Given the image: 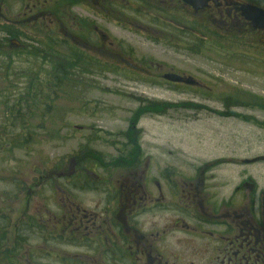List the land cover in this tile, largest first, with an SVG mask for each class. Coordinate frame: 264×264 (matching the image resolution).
<instances>
[{
  "label": "flooded vegetation",
  "instance_id": "af4514ba",
  "mask_svg": "<svg viewBox=\"0 0 264 264\" xmlns=\"http://www.w3.org/2000/svg\"><path fill=\"white\" fill-rule=\"evenodd\" d=\"M10 1L0 0V26L13 25L22 31L24 27L54 30L64 25L62 35L71 40L75 22L66 18V4L73 2L134 34L174 48L194 51L198 44H219L223 53L206 59L226 68L264 72V0H17L14 11ZM4 27H0V53L6 51V40L9 46L23 47L22 36H11ZM90 34L93 40L87 38ZM80 35L95 50L93 54L105 53L101 49L108 37L102 29ZM116 41L109 42L122 55L115 54L111 60L115 71L129 80L141 74L153 83L152 61L142 57L136 61L131 47L124 49V43ZM156 65L152 85L218 101L222 111L217 114L222 117L235 116L231 110L238 107L264 111V104L225 102L229 95L214 94V86L192 74ZM166 73L178 74L182 80L164 79ZM192 100L180 107L205 109ZM138 136L133 121L124 132L115 134L105 158L86 156L73 161L60 200L64 203L56 209L63 218L42 209L47 215L39 212L15 219L9 232L0 234L4 237L1 249L8 242L6 236L12 239L4 249L5 254L13 252L5 264H38L35 251L23 247H45L37 254L46 262L54 259L48 247L58 230L59 243L66 247L64 264H264V188L254 183L253 175H241L243 170H239L235 186L223 194L208 174L214 168L202 164L186 171L172 164L160 165L143 154ZM24 232L34 233L37 241L21 236Z\"/></svg>",
  "mask_w": 264,
  "mask_h": 264
},
{
  "label": "rangeland",
  "instance_id": "374dc122",
  "mask_svg": "<svg viewBox=\"0 0 264 264\" xmlns=\"http://www.w3.org/2000/svg\"><path fill=\"white\" fill-rule=\"evenodd\" d=\"M8 5L12 6V11L17 10L18 1L12 0ZM66 18L75 22L70 30L71 40L66 38L69 51L59 52L52 59L60 60L59 54L70 57L66 61L70 69L65 67L66 70L72 68L70 82L61 89L53 88L58 83L41 88L54 98L44 116L39 111L33 114L31 98L26 99L22 107L28 111L26 124L30 131L23 132V140L17 135L19 131H11L17 128L12 126L11 120L5 121V130L0 131V223L3 219L5 223L12 224L15 219L31 213L47 215L42 209L55 214L57 219L63 218L56 209L64 203L60 200L64 198L66 174L72 162L83 161L86 156L105 158L104 153L111 151L109 146L115 134L124 132L133 121L136 122L139 132L137 142L143 154L154 157L156 163L172 164L186 171L202 164L214 168L208 174L213 176V183H217L223 194L235 186L239 170H243L241 175L252 174L254 183L264 188V162L242 167V160L264 154V111L238 107L231 110L235 116L222 117L217 114L222 111L218 101L180 95L152 85L158 73L156 64L165 65L190 73L208 86H214V94L218 93L222 98L229 95L231 101L236 99L257 105L264 104V72L226 68L222 63L206 59L210 54L223 53L219 44H198L194 51L174 48L153 37L149 39L134 34L122 28V24H114L113 19H102L73 2L66 4ZM95 29H102L108 37V43L101 49L105 53L99 56L93 54L95 50L91 45L83 43L80 35ZM63 30H66L65 26L61 25L60 29L44 32L60 39ZM15 31L22 36L20 30ZM87 38L93 40V35ZM116 40L124 43V49L131 47L136 61L141 57L143 61H152L153 83L141 74L135 73L138 79L129 80L122 76L121 71H115L117 67L112 66L111 60H114L115 54L122 55L120 49L116 52L109 42L116 43ZM70 50L73 51L69 54ZM21 52L27 53L26 50ZM22 53L10 47L9 51L0 55V76L5 78H0V87L24 88L29 79L21 76L44 68L41 67L42 59L32 60ZM53 91L58 93L57 96ZM22 92L27 94L26 90ZM189 99L197 105L206 106L205 109H182L180 103L186 104ZM34 104L36 108H48L37 102ZM10 107L15 108V105H0V121L5 119L4 114ZM248 117H252L251 120ZM37 209L40 210L37 212ZM21 236L30 242L37 241L32 232H24ZM59 242L58 230L54 242L48 247L53 250L54 259L47 262L37 254L38 249L44 250L45 247H23V250L35 251L33 254L37 255L38 264H64L66 247ZM4 249L0 248V264H5L9 256Z\"/></svg>",
  "mask_w": 264,
  "mask_h": 264
},
{
  "label": "trees",
  "instance_id": "16d2710c",
  "mask_svg": "<svg viewBox=\"0 0 264 264\" xmlns=\"http://www.w3.org/2000/svg\"><path fill=\"white\" fill-rule=\"evenodd\" d=\"M6 27H4L6 33L10 34L11 36H13L14 34H16L17 31H15V28L13 25H8L5 24ZM18 27V25H16ZM22 26V25H19ZM29 27H24V30H20L22 32V35L26 38V39H30L32 41L35 42L34 45L31 44V46H29L30 48H24L22 50H20V53H22L21 51L26 50L27 53H22L23 55L27 54V56L29 58H32V60H41L43 61V63H41V67H44L43 69L40 70H36L33 71L34 73H31V75H22L21 77H27L29 80L27 81V85L24 88H17V87H13V86H7V87H0V100L1 104H3L5 106V104H8L10 106L15 105V108L10 107L7 110V114H4L5 119L3 118V121H0V131L5 130V121L11 120V124L14 127L17 128H12L11 131H19L17 133L18 137L20 138V140H23L25 134H23L24 131H30L27 128L26 124V115L28 113V111L26 110L25 107H22V104L25 105L26 103V99H30V107H31V112L33 114H36V111L41 112V114L44 116L47 112H49L50 109V101L54 98H52V96H50L49 92H44L41 91V88H44L45 85L51 84V83H58V85L54 86L53 88L56 89H61L63 88L64 85H66L65 83L70 82V76L72 74V68L71 70H66L67 67L70 69L68 63H66L67 59L70 58L68 56H65L64 54L62 55H57L59 56V58H61L60 60H54L52 59V56H55L57 53L59 52H64V53H68L69 49L66 46V39L61 37L60 39L57 38H53L52 36H50L48 34V32H42L39 31L38 34L40 33L42 36V41H39L40 38L38 36H34L32 35V33L30 32ZM19 30V29H18ZM31 34V35H29ZM8 40H6L5 42V49L6 51H9L10 46L7 43ZM77 47V46H75ZM2 45L0 43V52L2 51ZM31 48L36 49L35 51L30 50ZM75 49V48H74ZM73 50H70L69 54L72 52ZM29 53V54H28ZM0 55H3L0 53ZM105 56V55H104ZM44 63H47L48 65H45ZM112 66H114L112 64ZM66 67V69H65ZM43 73H40V72ZM41 76V77H40ZM4 78V76H0V78ZM5 79V78H4ZM49 87V86H48ZM10 89H15L14 91H11ZM22 90H26L27 94H24L25 92H22ZM53 94L55 96H57L58 93H56L55 91H53ZM26 95V96H25ZM30 96V97H29ZM24 101V102H23ZM225 102H230L231 99L230 98H225L224 99ZM33 102V103H32ZM43 105V106H48V108L46 109H42L41 107H37L34 103ZM232 102L235 103H239L238 100L233 99ZM0 104V105H1ZM241 105V104H240ZM242 105H245L242 104ZM34 111V112H33ZM5 112V111H4ZM11 148V147H10ZM9 148V150H10ZM2 223H0V225L4 224V228H1V233L2 232H8L7 230L10 228V222L5 223V221L3 219ZM0 233V234H1ZM4 237L0 235V239L2 240ZM7 239V244L6 247L10 246V240L11 237L10 236H6L5 237ZM11 254H13V252L9 253V256H12ZM8 257V260L10 261V257Z\"/></svg>",
  "mask_w": 264,
  "mask_h": 264
},
{
  "label": "water",
  "instance_id": "95a60500",
  "mask_svg": "<svg viewBox=\"0 0 264 264\" xmlns=\"http://www.w3.org/2000/svg\"><path fill=\"white\" fill-rule=\"evenodd\" d=\"M169 79L171 81H177V80H182V77L178 74H173V73H166L165 76H164V79ZM188 82V81H187ZM264 161V155H260L259 157H255V158H252V159H248L246 160L247 163L249 162H258V161Z\"/></svg>",
  "mask_w": 264,
  "mask_h": 264
}]
</instances>
